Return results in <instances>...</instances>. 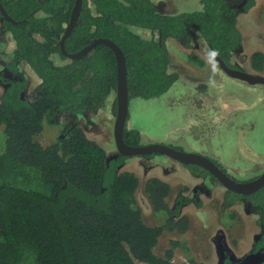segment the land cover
Returning a JSON list of instances; mask_svg holds the SVG:
<instances>
[{
    "label": "trees",
    "instance_id": "16d2710c",
    "mask_svg": "<svg viewBox=\"0 0 264 264\" xmlns=\"http://www.w3.org/2000/svg\"><path fill=\"white\" fill-rule=\"evenodd\" d=\"M201 1V11L171 15L161 13L151 0H83L65 50L77 54L98 39L114 42L125 56L130 102L160 98L178 80L168 72V39L189 45L196 34L228 66L241 47L238 18L255 0ZM0 3L16 23L5 21L0 13V36L7 35L14 43L12 57L0 75L5 89L0 100L4 135L0 264H26L28 260L31 264H173L180 242L173 241L165 257H158L154 250L165 232L182 235L189 231L190 221L181 211L190 200L180 194L170 207V186L149 179L145 193L154 211L167 218L162 226H148L136 200L139 180L120 170L129 157L118 152L117 158L110 159L78 124L82 117L98 115L117 94L113 50L98 45L82 59H69L62 53L61 40L76 0ZM133 28L150 31L151 39L140 37ZM23 65L40 79L37 86L32 87L21 72ZM252 68L264 70V54L252 56ZM45 123L63 126L59 138L47 147L36 140ZM124 142L140 147L141 134L126 126ZM190 169L216 181L201 167ZM244 198L261 230L253 253L264 252V188L248 197L228 192L226 201L234 204ZM223 261L236 264L229 256Z\"/></svg>",
    "mask_w": 264,
    "mask_h": 264
},
{
    "label": "rangeland",
    "instance_id": "374dc122",
    "mask_svg": "<svg viewBox=\"0 0 264 264\" xmlns=\"http://www.w3.org/2000/svg\"><path fill=\"white\" fill-rule=\"evenodd\" d=\"M151 1L164 14L203 9L201 0ZM132 30L144 39H151L150 31ZM238 30L242 44L233 53L231 64L239 71L264 76V70L252 68V56L264 54V0H255L254 6L239 15ZM12 43L7 35L0 36V71L12 57ZM165 44L170 57L168 72L177 75L178 80L160 98L131 100L127 130L141 134L142 146L162 144L184 153L212 159L214 156L229 173L243 180L260 177L264 173V85L251 86L230 78L211 56V48L196 34L189 45L174 39H168ZM21 72L29 78L32 87L39 84L40 79L27 66L23 65ZM4 91L0 84V100ZM116 96L113 94L107 100L98 115H87L78 122L88 139L101 146L110 159L118 157L114 137ZM62 131L61 125L45 123L36 140L44 147L50 146ZM3 136L1 129L0 150ZM120 170L138 178L137 205L150 227L162 226L166 215L154 211L145 193L149 179L157 178L170 186L172 193L167 198L170 207L180 194L191 199L181 214L190 221L189 231L182 235L165 232L154 250L158 257L166 256L173 241L182 244L174 251L173 264H222V253H228L238 263L251 253L261 231L257 217L245 212L241 202L224 210L222 203L228 190L223 185L212 187L180 163L163 156L132 157ZM31 262L28 260L26 264Z\"/></svg>",
    "mask_w": 264,
    "mask_h": 264
},
{
    "label": "water",
    "instance_id": "95a60500",
    "mask_svg": "<svg viewBox=\"0 0 264 264\" xmlns=\"http://www.w3.org/2000/svg\"><path fill=\"white\" fill-rule=\"evenodd\" d=\"M83 5V0H76V4L72 13L71 22L66 30L65 35L61 40V51L69 59H82L88 55L96 46L106 45L110 47L115 56L117 62V115L114 130V137L117 146V150L120 154L132 158L141 156H151L159 154L168 157L171 160L179 162L183 165H194L203 168L212 174L229 192L236 193L242 196H250L257 193L259 190L264 188V173L256 180L247 183H239L228 177L222 170H220L213 162L204 156L192 153L180 152L174 148L162 145L153 144L150 146L131 147L124 142V131L127 124L129 115V92L127 84V66L125 56L122 50L112 41L108 39H98L77 54H68L65 50V41L73 31ZM0 13L5 21L16 24L7 14L6 10L0 3ZM211 52L213 49H211ZM221 69L232 79L247 83L251 86L264 85V77L259 75H253L246 72L230 69L227 67L225 62L216 55L214 57ZM264 263V252L253 253L246 256L238 264H263Z\"/></svg>",
    "mask_w": 264,
    "mask_h": 264
},
{
    "label": "flooded vegetation",
    "instance_id": "af4514ba",
    "mask_svg": "<svg viewBox=\"0 0 264 264\" xmlns=\"http://www.w3.org/2000/svg\"><path fill=\"white\" fill-rule=\"evenodd\" d=\"M156 6V5H155ZM158 8V7H157ZM159 9V8H158ZM159 11H160V9H159ZM161 12V11H160ZM162 13V12H161ZM1 20V24H2V22H3V19H0ZM232 57H233V55H232ZM231 62H232V58H231V60L229 61V66L227 65V67H229L230 69H234V70H236L237 68L234 66V65H232L231 64ZM5 65H4V70H2V71H0V75H2L3 73H5ZM238 70V69H237ZM239 71V70H238ZM246 73H248V72H246ZM170 74V73H169ZM5 75H7V74H5ZM262 77H264V76H262ZM177 150V149H176ZM157 156H163V155H159V154H154V155H151L150 157H147V158H154V157H157ZM202 156V155H201ZM141 157H146V156H141ZM163 157H166V156H163ZM205 157V156H204ZM213 157V159L212 158H207V159H209L211 162H213L220 170H222L228 177H230L232 180H234V181H236V182H239V183H247V182H251V181H253V180H256V179H258L259 178V176L258 177H255V178H251V179H249V180H243L242 178H241V176H237L236 174H234V173H229L227 170H226V168L214 157V156H212ZM166 159H168V160H170V161H172V162H174V160H171V159H169L168 157H166ZM176 162V161H175ZM177 163H179V162H177ZM181 164V163H180ZM181 165H183V164H181ZM188 171H190V173H192L193 174V172H192V170L190 169V166H194V165H183ZM193 175H195V174H193ZM195 177H197V178H199V179H202L204 182H209V184H211V186L213 187L215 184H221V183H219V181L216 179V181H214V179H212V178H210V177H201V176H198V175H195ZM233 177H235V178H238V179H241L242 181H240V180H235ZM208 184V188H210L211 186ZM222 185V184H221ZM224 187V186H223ZM225 188V187H224ZM203 189V188H202ZM226 189V188H225ZM227 190V189H226ZM229 192V190L228 191H226V194H225V196H224V201H223V203H222V207L224 208V205H225V209L224 210H228V209H230L232 206H234L236 203H238V202H241V204H243L244 205V207H245V212H249V213H251V212H253L252 211V209H251V206H250V204H249V202L248 201H246L245 200V198L244 199H239V200H237L234 204H230V203H228L227 201H226V196H227V193ZM183 197H185L183 194H181ZM253 195V194H252ZM240 196H242V195H240ZM245 196V195H244ZM251 196V195H250ZM195 197H197V195L195 196ZM194 197V198H195ZM245 197H248V196H245ZM185 198H187V197H185ZM190 201H191V199L190 198H188ZM175 206V205H174ZM173 206V207H174ZM187 206V205H186ZM172 207V208H173ZM185 207V206H184ZM183 207V208H184ZM183 210V209H182ZM182 212V211H181ZM162 214H165V213H162ZM182 214V213H181ZM252 214V213H251ZM166 215V214H165ZM182 216V215H181ZM166 218H167V215H166ZM253 248H254V245H253ZM253 248H252V251H251V253L250 254H253ZM257 253H259V252H257ZM223 254V260H224V257H226V256H229L230 257V255L228 254V253H222ZM250 254H248V255H250ZM247 255V256H248ZM231 258V257H230ZM232 260V259H231ZM224 262V261H223ZM223 262H222V264H223ZM234 262V261H233ZM235 263V262H234ZM239 263V262H238ZM238 263H236V264H238Z\"/></svg>",
    "mask_w": 264,
    "mask_h": 264
},
{
    "label": "clouds",
    "instance_id": "9594fccd",
    "mask_svg": "<svg viewBox=\"0 0 264 264\" xmlns=\"http://www.w3.org/2000/svg\"><path fill=\"white\" fill-rule=\"evenodd\" d=\"M216 55H217L216 52H212V53H211V56H212V57H215Z\"/></svg>",
    "mask_w": 264,
    "mask_h": 264
}]
</instances>
